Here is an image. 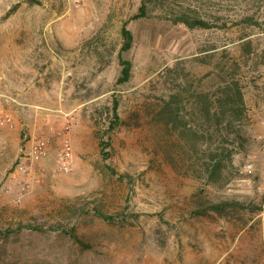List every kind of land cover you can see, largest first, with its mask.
Here are the masks:
<instances>
[{
	"label": "rangeland",
	"instance_id": "1",
	"mask_svg": "<svg viewBox=\"0 0 264 264\" xmlns=\"http://www.w3.org/2000/svg\"><path fill=\"white\" fill-rule=\"evenodd\" d=\"M141 1L0 0V110L10 118L0 123V226H45L0 238V264H264V17L227 29L130 20L132 76L121 83L120 29ZM222 62L238 63L251 145L235 155L234 178L199 193L164 159L151 112L168 67L201 77ZM37 141L45 154L29 161L22 150ZM65 142L68 172L57 168ZM19 161L27 173L15 172ZM247 161L254 169L240 173ZM93 198L116 218L58 214ZM225 198L248 207L195 215L199 202ZM74 222V237L50 229Z\"/></svg>",
	"mask_w": 264,
	"mask_h": 264
},
{
	"label": "trees",
	"instance_id": "2",
	"mask_svg": "<svg viewBox=\"0 0 264 264\" xmlns=\"http://www.w3.org/2000/svg\"><path fill=\"white\" fill-rule=\"evenodd\" d=\"M147 17L166 19L192 29L257 25L264 17V0H142L138 12L124 20L120 29L122 43L118 56L122 68L118 81L121 83L132 76V62L122 54L134 43L129 21ZM246 50H250L249 46ZM209 58L210 55H204L199 60L208 63ZM236 64L227 69L228 65L222 62L215 74L210 70L201 77L191 75L179 64L168 67L163 74L169 86L151 112L152 120L162 134L164 159L183 176L200 183L199 193H204L209 186H223L234 178L237 173L235 155L250 149L247 128L251 118ZM204 78L209 79L203 82ZM115 117L119 119L117 114ZM61 206L58 214L70 218H81L90 213L107 222L116 218V213L105 201L95 198L70 200ZM197 206L195 215H207L209 211L222 215L248 207L245 202L231 198L205 199ZM60 221L58 218L57 222ZM77 225L78 222H74L69 227L56 225L50 229H60L74 237ZM44 227L37 221L1 224L0 238L24 229L42 230Z\"/></svg>",
	"mask_w": 264,
	"mask_h": 264
},
{
	"label": "built area",
	"instance_id": "3",
	"mask_svg": "<svg viewBox=\"0 0 264 264\" xmlns=\"http://www.w3.org/2000/svg\"><path fill=\"white\" fill-rule=\"evenodd\" d=\"M10 99L17 101L15 98H12L10 96H7ZM10 118L8 116L4 115V112L0 110V123L5 122L9 120ZM44 141H37L36 143L32 144L29 149L26 151L22 150L24 158H26L29 161H35L40 158L45 154L44 150ZM72 165V151H71V146L68 142H65L63 147L60 149L57 155V168L60 171L68 172L71 169ZM254 169V164L252 161H247L240 169V173L244 172H250ZM15 172H21V173H27L28 168L27 166L22 162L19 161L16 168Z\"/></svg>",
	"mask_w": 264,
	"mask_h": 264
}]
</instances>
